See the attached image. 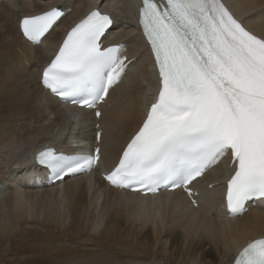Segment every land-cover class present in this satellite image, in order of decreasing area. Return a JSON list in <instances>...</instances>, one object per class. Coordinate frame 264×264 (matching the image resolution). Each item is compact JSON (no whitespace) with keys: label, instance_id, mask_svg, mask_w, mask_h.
I'll return each mask as SVG.
<instances>
[{"label":"snow or ice","instance_id":"obj_1","mask_svg":"<svg viewBox=\"0 0 264 264\" xmlns=\"http://www.w3.org/2000/svg\"><path fill=\"white\" fill-rule=\"evenodd\" d=\"M65 15L61 6L24 14L18 30L39 46ZM115 23L93 5L66 32L39 67L49 96L102 115L99 105L135 67L123 44L103 42ZM137 24L155 84L112 166L100 168L99 146L74 155L46 147L36 163L54 180L97 170L115 188L144 195L180 188L190 198L194 183L224 165L222 210L243 214L249 201L264 200V36L249 30L224 0H140ZM101 138L98 131V143ZM234 264H264V237L244 246Z\"/></svg>","mask_w":264,"mask_h":264},{"label":"bare ground","instance_id":"obj_2","mask_svg":"<svg viewBox=\"0 0 264 264\" xmlns=\"http://www.w3.org/2000/svg\"><path fill=\"white\" fill-rule=\"evenodd\" d=\"M69 1L71 12L61 18L43 44L33 47L20 34L18 20L32 8H47L55 0L32 3L34 7L0 0V236L15 234L19 228L39 230L44 233L40 245L57 264H232L249 240L264 235V201L250 203L242 216L228 219L220 207L218 186L206 190L200 206L193 209L179 192L160 193L155 200L154 196L112 188L92 175L56 183L50 189L33 180L34 173H42L29 160L43 145L56 143L65 149V144L74 147L83 136L87 143L91 140L92 127L85 118L72 122L78 118L74 112L67 115L68 120L60 118L58 111L66 105L43 93L28 70L30 64L39 69L54 53L57 33L59 39L64 33L62 27L69 28L93 5L103 3L100 10L106 11L110 4L116 24L105 43L122 41L126 54L136 59L116 91L114 109L106 113L109 121L101 143L102 165L114 163L123 143L140 124L143 102L153 86L143 46L129 21V12L140 0ZM228 1L264 36V0ZM23 63L22 73L13 66ZM42 126L51 133L44 135ZM222 174L221 165L203 178L206 186L216 183ZM98 220L102 222L99 230Z\"/></svg>","mask_w":264,"mask_h":264},{"label":"rangeland","instance_id":"obj_3","mask_svg":"<svg viewBox=\"0 0 264 264\" xmlns=\"http://www.w3.org/2000/svg\"><path fill=\"white\" fill-rule=\"evenodd\" d=\"M43 234L19 228L15 234L0 236V264H57L39 243Z\"/></svg>","mask_w":264,"mask_h":264},{"label":"clouds","instance_id":"obj_4","mask_svg":"<svg viewBox=\"0 0 264 264\" xmlns=\"http://www.w3.org/2000/svg\"><path fill=\"white\" fill-rule=\"evenodd\" d=\"M22 65H24V64H22ZM22 71H23V70H20L21 73H22ZM29 73H30V72H29ZM30 76H31V75H30ZM32 79H33V78H32ZM33 81H34V80H33ZM34 82H35V81H34ZM40 88H41V87H40ZM37 97H39V96H37ZM41 131H42V132L44 131V127H43V126L41 127Z\"/></svg>","mask_w":264,"mask_h":264},{"label":"flooded vegetation","instance_id":"obj_5","mask_svg":"<svg viewBox=\"0 0 264 264\" xmlns=\"http://www.w3.org/2000/svg\"><path fill=\"white\" fill-rule=\"evenodd\" d=\"M69 12H71L70 8H69Z\"/></svg>","mask_w":264,"mask_h":264}]
</instances>
